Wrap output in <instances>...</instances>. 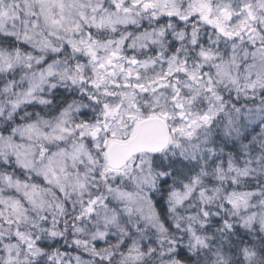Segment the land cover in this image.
<instances>
[{"label": "clouds", "instance_id": "obj_1", "mask_svg": "<svg viewBox=\"0 0 264 264\" xmlns=\"http://www.w3.org/2000/svg\"><path fill=\"white\" fill-rule=\"evenodd\" d=\"M0 264H264V0H0Z\"/></svg>", "mask_w": 264, "mask_h": 264}, {"label": "snow or ice", "instance_id": "obj_2", "mask_svg": "<svg viewBox=\"0 0 264 264\" xmlns=\"http://www.w3.org/2000/svg\"><path fill=\"white\" fill-rule=\"evenodd\" d=\"M149 131L150 130L147 129V128H139L138 127V129H137L136 133H134V135H137V134L142 135V136L148 135L149 134Z\"/></svg>", "mask_w": 264, "mask_h": 264}]
</instances>
